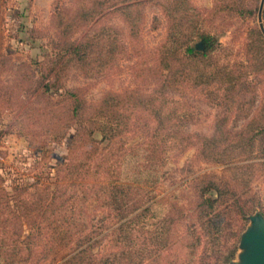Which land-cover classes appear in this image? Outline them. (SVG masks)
Wrapping results in <instances>:
<instances>
[{"label":"trees","instance_id":"trees-1","mask_svg":"<svg viewBox=\"0 0 264 264\" xmlns=\"http://www.w3.org/2000/svg\"><path fill=\"white\" fill-rule=\"evenodd\" d=\"M5 2L0 0V106H18V117L31 121L25 134H44L40 147L74 131L64 158L35 179L5 184L0 172V264H230L249 216L260 206L251 184L258 177L264 181V88L253 110V98L246 96L256 90L255 77L264 76L261 24L247 27L241 60L213 31L224 8L245 16L238 0H214L210 8L192 0H72L70 6L54 0L50 23L58 40L41 62L40 75L26 78L34 83L33 98L24 99L18 92L23 73L11 83L1 77L9 60L2 51ZM147 3L157 5L166 20L152 64L142 48L136 49L137 74L151 77L153 88L108 89L88 104L81 88H68L63 79L70 69L88 77L107 73L127 53L125 36L138 45ZM113 14L123 25L103 20ZM197 39L202 49L196 48ZM186 86L200 88L219 106L211 134L181 128L191 116L172 92ZM53 95L59 97L53 102L58 110L34 101ZM233 114L244 118L236 128L229 125ZM141 117L147 126L143 141L119 140ZM191 146L195 158L223 164L221 172L195 178V200L176 189L156 198L169 147L182 152ZM92 199L116 223L109 248L99 253L91 251L89 238L80 239L90 229L87 202ZM187 215L195 221L179 230L177 221Z\"/></svg>","mask_w":264,"mask_h":264},{"label":"rangeland","instance_id":"rangeland-1","mask_svg":"<svg viewBox=\"0 0 264 264\" xmlns=\"http://www.w3.org/2000/svg\"><path fill=\"white\" fill-rule=\"evenodd\" d=\"M54 0H6L4 9V42L2 51L8 57L6 69L1 73L5 82L11 83L17 74H24L20 80L22 88L18 91L24 99L33 98L31 89L34 83L28 76L37 78L40 75L42 61L47 53L53 52V43L57 41L56 29L50 23V13ZM198 6L210 8L214 0H192ZM244 10L245 16L237 15V11L224 8L215 17L217 36L221 42L229 44L233 49V55L245 60L243 53L244 35L249 25L260 23L264 26V14L258 16L261 0H238ZM60 4L70 6L72 0H60ZM254 10L248 14L247 10ZM145 22L141 34V42L133 44L126 36L124 43L127 53L120 55L110 70L100 76H83L74 69H70L63 83L68 88H81V94L88 104L96 102L108 89L124 90L141 86L143 89L151 90L154 82L146 73L137 74L140 55L136 49L142 48L145 51V59L149 64L154 62V49L163 39L166 29V20L161 9L153 4L147 3L144 7ZM236 14V15H235ZM105 22H112L123 25L117 15H108L103 19ZM80 32L74 34L78 36ZM198 40V39H197ZM196 42V41H195ZM148 76V77H147ZM256 78V90L246 93L247 98H253L251 110L259 103L264 88V76ZM172 95L184 102V106L190 112V119L181 124V128L187 132L211 134L213 131L214 114L219 106L210 103L200 88L186 86L181 92H172ZM57 95H53L49 101L40 97L34 99L38 104L46 105L49 110L59 109ZM19 108L17 105L0 106V172L5 175V184L12 181L28 182L35 179L40 172L48 170L50 166L62 160L67 154V145L70 134L74 128H70L65 138L60 141H45L43 147L40 144L45 140L44 134L34 138L28 137L25 132L31 130L30 119L18 117ZM244 121L243 117L233 114L229 125L238 127ZM146 118L138 119L133 131L123 134L119 140L129 144L140 143L146 134ZM96 138L102 137L100 131L94 132ZM32 139V142H31ZM107 141H103L106 144ZM195 146H191L182 152H177L175 147H169V158L164 166L167 170L166 176L156 188V198L163 197L176 189L184 198L195 200L194 189L195 178L204 173L219 174L223 164L213 163L195 158ZM2 166V167H1ZM252 191L259 196L260 206L256 208L251 219L247 223L252 224L253 215L264 216V181L258 177L253 180ZM87 211L90 219V229L81 235L80 239L89 238L91 251L99 253L107 250L110 243V233L116 225L113 218L106 209L99 208L96 200L87 202ZM194 222L192 216H185L177 221V228L184 230L189 222ZM27 233V231H25ZM78 239V240H80ZM77 240V241H78ZM251 243L240 242L238 251L232 264H242L250 250ZM77 247L75 242L69 251ZM68 252V250H67ZM60 261V260H59ZM58 261V262H59ZM49 260L39 261L37 264H48Z\"/></svg>","mask_w":264,"mask_h":264},{"label":"water","instance_id":"water-1","mask_svg":"<svg viewBox=\"0 0 264 264\" xmlns=\"http://www.w3.org/2000/svg\"><path fill=\"white\" fill-rule=\"evenodd\" d=\"M263 5V0L260 2L258 16L261 17V9ZM262 30L264 31V26L261 25ZM195 46L197 49L203 48V43L201 39L196 40ZM252 214L249 216L251 219ZM241 240L251 243L250 250L245 257V260L242 264H264V216L263 215H253L252 224L247 225L242 231L240 236ZM233 263V260L230 264Z\"/></svg>","mask_w":264,"mask_h":264},{"label":"crops","instance_id":"crops-1","mask_svg":"<svg viewBox=\"0 0 264 264\" xmlns=\"http://www.w3.org/2000/svg\"><path fill=\"white\" fill-rule=\"evenodd\" d=\"M264 11V0H263V5H262V9L261 12Z\"/></svg>","mask_w":264,"mask_h":264},{"label":"built area","instance_id":"built-area-1","mask_svg":"<svg viewBox=\"0 0 264 264\" xmlns=\"http://www.w3.org/2000/svg\"><path fill=\"white\" fill-rule=\"evenodd\" d=\"M0 157H2V156L0 155Z\"/></svg>","mask_w":264,"mask_h":264}]
</instances>
